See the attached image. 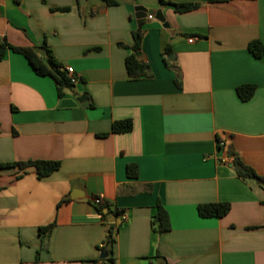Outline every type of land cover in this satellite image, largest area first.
<instances>
[{
    "label": "crops",
    "instance_id": "obj_1",
    "mask_svg": "<svg viewBox=\"0 0 264 264\" xmlns=\"http://www.w3.org/2000/svg\"><path fill=\"white\" fill-rule=\"evenodd\" d=\"M137 6L160 8L168 26L144 20L137 56L149 76L131 78ZM2 41L43 59L46 46L78 80L58 96L21 54L0 60V164L59 162L41 178L0 167V264H102L109 223L112 264H264V183L232 166L238 156L264 178V51L247 48L264 47V0H0ZM241 85L254 86L247 100ZM126 119L129 131L112 132ZM219 202L224 216L198 215ZM157 204L168 230L152 226Z\"/></svg>",
    "mask_w": 264,
    "mask_h": 264
},
{
    "label": "trees",
    "instance_id": "obj_2",
    "mask_svg": "<svg viewBox=\"0 0 264 264\" xmlns=\"http://www.w3.org/2000/svg\"><path fill=\"white\" fill-rule=\"evenodd\" d=\"M210 3H219L228 0H207ZM110 2V1H109ZM112 2V1H111ZM174 10L176 12H187L197 8V4H189V3H172ZM144 29L142 28V24L137 27L135 31L132 33L133 44L131 49L133 53L128 55L125 58V67L126 71L131 78H140V77H148L149 74L146 72L147 64L144 63L140 58L136 55V52L140 51V42L143 35ZM11 49L14 52L21 54L33 68L34 72L38 75L49 76L51 77L56 86V91L58 96L62 95L63 90L67 87L71 86V82L65 72L59 70V65L54 61L53 55L51 51L44 46L45 58L39 57L36 52L31 48H23V47H14L9 45L6 41H2L0 43V60L4 56V52L6 49ZM249 52L256 58L261 57L264 47L259 41H252L248 44ZM170 45H166L162 52V56L165 62H167L166 57L171 54ZM254 91V86L252 85H241L236 88V93L241 100L249 99ZM131 121L121 120L115 121L112 123V132H126L131 129ZM219 140V139H218ZM221 142V141H220ZM221 146V145H219ZM2 166H15L18 168L19 172H26V169L29 167H33L36 171L37 177H45L52 173L54 170L58 169L59 162L51 161V160H27L24 162H14L9 164H0ZM232 166L236 173V175L241 179H255L259 183H264V178L259 177L256 173L247 165H245L238 156H233ZM126 175L128 177L135 178L137 175V169L134 164L126 165ZM264 204V201H263ZM97 212L100 214L103 220H106L107 213L103 212V208L106 206V202L101 205H95ZM229 204L227 202H219V203H207L200 204L197 206V213L200 217H222L229 211ZM152 226L154 230L160 232L165 231L170 228L169 217L165 209L157 204L156 211L151 219ZM53 223L48 224L47 226L40 227V233H48L50 229L53 227ZM118 227V226H117ZM117 227L109 223L107 236L102 244L100 250L106 251L107 256L102 260V264H112L113 263V245H114V231Z\"/></svg>",
    "mask_w": 264,
    "mask_h": 264
},
{
    "label": "water",
    "instance_id": "obj_3",
    "mask_svg": "<svg viewBox=\"0 0 264 264\" xmlns=\"http://www.w3.org/2000/svg\"><path fill=\"white\" fill-rule=\"evenodd\" d=\"M148 16H151V17L159 20L160 22H162L164 27L168 26V24L164 20V17L162 15L160 8L159 9H146L143 6H137L136 7L135 18H136L137 26H140ZM136 55H139V52H136ZM170 57H172V54ZM81 98H84V96H81ZM111 217H112L113 221H115V218L113 216H111ZM119 222L120 221L118 220V223ZM106 256H107V252L101 251L98 257H99V259L102 260Z\"/></svg>",
    "mask_w": 264,
    "mask_h": 264
},
{
    "label": "built area",
    "instance_id": "obj_4",
    "mask_svg": "<svg viewBox=\"0 0 264 264\" xmlns=\"http://www.w3.org/2000/svg\"><path fill=\"white\" fill-rule=\"evenodd\" d=\"M149 18H152L151 16H148ZM193 40V38H188V41L191 42ZM65 72L70 80V82L73 84L75 82H77L78 78L76 77V75L74 74L73 68L70 66H67L65 68ZM220 145H223L222 142L219 143ZM92 202L94 203V205H101L104 204L105 202L98 196H94L92 198Z\"/></svg>",
    "mask_w": 264,
    "mask_h": 264
}]
</instances>
